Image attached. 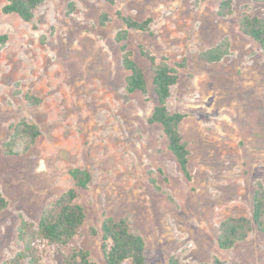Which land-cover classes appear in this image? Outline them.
I'll list each match as a JSON object with an SVG mask.
<instances>
[{"label":"rangeland","instance_id":"374dc122","mask_svg":"<svg viewBox=\"0 0 264 264\" xmlns=\"http://www.w3.org/2000/svg\"><path fill=\"white\" fill-rule=\"evenodd\" d=\"M44 0L26 23L2 13L0 0V264L21 248L17 226L73 187L68 170H86L78 191L85 220L74 245L105 264L101 222L125 218L145 241V264H264V233L254 229L229 250L217 247L219 223L250 217L257 183L264 184V53L239 29L243 13L264 16V1L235 0L218 15L222 0ZM152 20L149 32L130 31L127 46L142 69L147 93L125 91L115 12ZM107 13L109 21L99 22ZM227 41L220 62L199 54ZM144 47L176 67L170 112L185 116L179 130L189 150L191 181L167 149L161 127L148 122L157 104ZM40 99L28 104L26 93ZM25 119L40 131L27 150L5 152L11 127ZM44 264H64L52 250ZM20 264H27L26 261Z\"/></svg>","mask_w":264,"mask_h":264},{"label":"trees","instance_id":"16d2710c","mask_svg":"<svg viewBox=\"0 0 264 264\" xmlns=\"http://www.w3.org/2000/svg\"><path fill=\"white\" fill-rule=\"evenodd\" d=\"M2 13L15 14L23 22L33 19L34 11L44 0H5ZM110 5L113 0H102ZM235 0H222L219 3L218 15L228 17L233 13ZM264 1V0H262ZM116 17L122 22L123 28L115 35V42L119 45L121 53V66L126 72L124 79L125 91L128 94L147 93L145 75L133 58V53L127 46L130 31L149 32L152 20H135L130 16L115 12ZM109 21V15L102 13L99 18L103 26ZM240 31L256 42L264 53V16L251 17L243 13L239 19ZM7 41L6 35H0V44ZM229 52V44L223 41L216 46L202 51L199 57L206 63L220 62ZM140 55L145 58L152 71V86L156 95L157 104L153 108L148 122L161 127L166 138L167 149L175 158L183 178L191 181L188 168L189 150L183 141L180 126L185 116L178 112H170L168 99L171 89L178 81L176 67L167 62L166 58H157L144 47H139ZM28 104L36 106L40 99L31 93L25 94ZM10 140L5 144V152L14 154V149L23 145L24 149L30 148L40 136L36 125L19 120L12 127ZM73 180V187L60 194L57 199L46 207L36 223L21 220L17 226V239L21 248L17 254L4 264H44L43 258L48 250L54 251L64 264H98L91 260L90 254L73 244L78 236L79 229L84 223L85 212L77 202L78 191L87 188L91 181L90 174L81 168L68 170ZM8 201L0 190V212L6 209ZM264 233V184L257 183L252 197V213L250 217L229 216L223 219L218 226L217 247L220 250H229L236 244L245 241L254 230ZM101 253L105 264H145V241L143 237L133 232L125 218L115 219L106 217L101 222ZM168 264H181L175 257H171ZM200 264H225L219 258H214L210 263Z\"/></svg>","mask_w":264,"mask_h":264}]
</instances>
